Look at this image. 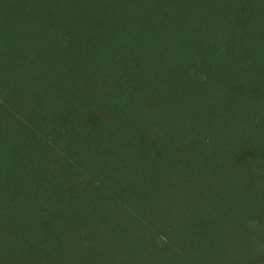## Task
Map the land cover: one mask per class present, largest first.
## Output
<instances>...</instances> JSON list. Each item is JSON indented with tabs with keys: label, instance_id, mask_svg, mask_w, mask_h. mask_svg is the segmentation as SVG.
Listing matches in <instances>:
<instances>
[{
	"label": "trees",
	"instance_id": "16d2710c",
	"mask_svg": "<svg viewBox=\"0 0 264 264\" xmlns=\"http://www.w3.org/2000/svg\"><path fill=\"white\" fill-rule=\"evenodd\" d=\"M0 264H264V0H0Z\"/></svg>",
	"mask_w": 264,
	"mask_h": 264
},
{
	"label": "rangeland",
	"instance_id": "374dc122",
	"mask_svg": "<svg viewBox=\"0 0 264 264\" xmlns=\"http://www.w3.org/2000/svg\"><path fill=\"white\" fill-rule=\"evenodd\" d=\"M20 260H21V261H24V257H23V256H21V257H20Z\"/></svg>",
	"mask_w": 264,
	"mask_h": 264
}]
</instances>
